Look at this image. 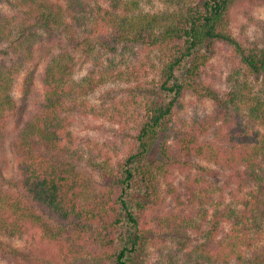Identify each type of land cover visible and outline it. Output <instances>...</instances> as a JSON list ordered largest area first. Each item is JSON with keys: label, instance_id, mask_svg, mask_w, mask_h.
<instances>
[{"label": "trees", "instance_id": "1", "mask_svg": "<svg viewBox=\"0 0 264 264\" xmlns=\"http://www.w3.org/2000/svg\"><path fill=\"white\" fill-rule=\"evenodd\" d=\"M164 1L165 10L149 12L140 0H17L23 9L18 20L2 10L10 0H0V156L9 149L14 159L13 170L7 157L0 165L2 255L21 257L3 238L35 229L56 248L35 264H264V46L242 50L227 30L237 0ZM220 43L233 46L261 80V97L245 95L242 87L223 100L203 83ZM40 44L41 90L14 133V86ZM152 56L159 66L151 81L143 62ZM79 66L87 67L81 79ZM128 77L144 89L146 114L133 128L127 153L114 161L75 134V119L89 114L82 107L92 92ZM188 92L211 99L217 109L174 131ZM213 126L225 131L220 142H201ZM205 160L222 175L200 164ZM10 169L15 175L6 178ZM177 170L227 182L199 191L187 186L183 199L176 188L162 189ZM170 198L175 210L167 207ZM186 210L201 221L192 223ZM164 234L180 235L182 244L166 261L151 263L147 250ZM195 234L199 240L189 249Z\"/></svg>", "mask_w": 264, "mask_h": 264}, {"label": "rangeland", "instance_id": "2", "mask_svg": "<svg viewBox=\"0 0 264 264\" xmlns=\"http://www.w3.org/2000/svg\"><path fill=\"white\" fill-rule=\"evenodd\" d=\"M16 1L17 0H10L11 4L4 5L2 10L5 11L8 17L15 16V18L19 20V11L21 12L23 9L16 6ZM44 1L49 4L54 2V0ZM54 5L55 4H53V6ZM140 5L143 10L149 12L165 10L167 6L164 0H140ZM230 14L227 30L230 31L236 41L242 44V50L253 48L256 45L259 47L264 46V0H237ZM37 48L38 51L34 61H30L27 65L28 67L20 71L14 86L13 95L17 108L9 116L12 131L14 133L20 129L19 127L22 126L28 112L32 111L35 98L39 95V91L41 90L40 78L42 76L41 68L43 65L41 60L44 56L45 46L40 44ZM143 63L149 70L147 79L152 81L156 75L157 67L159 66L158 60H155L154 56H152V60L145 57ZM86 73L87 67L79 66L77 68L76 77L81 79ZM143 75L146 77V74L143 73ZM28 79L29 84L26 83ZM127 79L129 81H110L107 85L99 87L97 91L92 92L91 96L88 97V104L82 107V113L86 110L89 114L87 115L86 113V115L80 116V114L77 113L75 119V134L81 139L90 140L93 148L103 154H110L113 156L114 161L120 159L127 153L133 142L130 138L131 134L134 132L133 128L137 126V123H139L146 114L145 105L147 100L146 96L143 95L144 89H138L135 79L131 77ZM202 81L207 86L218 91L223 100L228 99L227 97L230 93L237 92L242 87L245 95L262 96L261 80H256L255 76L247 71L240 61L235 48L228 44H218L216 54L205 69ZM245 83L248 84V86H246ZM29 85L31 90L29 93H26V87ZM216 109V103L211 99L199 97L193 92H188L183 100L181 108L175 115L173 123L175 128L174 131L184 128V126L194 125L199 121L214 116ZM96 110L101 111L102 114L107 113V115L103 116L101 119H96L91 114ZM217 126H219V123ZM215 127L216 126L210 127L206 133L202 134L200 141H213L219 143L225 131H220L223 132L220 133L217 129L218 127ZM258 128L260 129L259 126ZM5 147H2L1 150H3V148L7 150V147L10 146ZM5 154V157L9 158L7 165L10 163L13 170L14 159L9 149ZM5 157L0 156V165L4 164ZM200 164L212 170H216V173L220 174L218 166L213 162L205 160L200 161ZM12 170L10 169V173H5L6 178H11L15 175ZM200 174V170L192 171V173L177 170L168 181L163 183L162 189L167 191L169 187L176 188L177 193L181 194L183 199H185L187 193L186 188L189 186L191 189L194 188V191H199L204 188H211L212 182H218L220 186L223 185V181L227 182L225 176H223V178H218V176L217 180L211 173L205 176L204 181H202V175ZM189 176H191V178H197V181L191 182L188 178ZM8 182L10 183V180ZM8 182L4 181L3 187L12 190V186ZM167 207L175 210V204L171 198L168 200ZM184 216L187 218L192 216V223L199 222L202 219V216L197 215L195 212L192 213L189 210L184 212ZM162 236H164V239H162ZM162 236L160 235L154 238L153 245L147 250V256L151 263L166 261L167 253L175 254L182 244L180 235H172L174 240L165 234ZM198 240L199 237H197L196 234L193 235L191 241L186 242L188 248L190 249ZM3 241L6 246L18 250L20 256L21 254L22 256L16 258L10 254L2 255L0 253V264H35L34 260L38 259V257H44L49 253L56 254V248L46 245L41 232L35 229L26 232L23 237L15 239L5 237ZM186 250L187 249H185V252ZM183 253L184 251H181L179 257H183Z\"/></svg>", "mask_w": 264, "mask_h": 264}]
</instances>
